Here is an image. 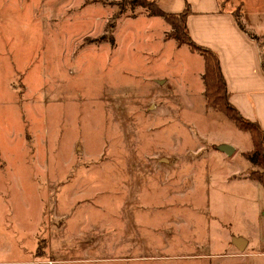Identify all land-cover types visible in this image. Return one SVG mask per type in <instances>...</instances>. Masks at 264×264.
<instances>
[{"label":"rangeland","instance_id":"obj_1","mask_svg":"<svg viewBox=\"0 0 264 264\" xmlns=\"http://www.w3.org/2000/svg\"><path fill=\"white\" fill-rule=\"evenodd\" d=\"M170 31L132 0H0V264H246L222 254L264 185L217 146L252 140Z\"/></svg>","mask_w":264,"mask_h":264},{"label":"crops","instance_id":"obj_2","mask_svg":"<svg viewBox=\"0 0 264 264\" xmlns=\"http://www.w3.org/2000/svg\"><path fill=\"white\" fill-rule=\"evenodd\" d=\"M154 1L167 13L180 12L189 5L191 12L187 16V27L192 39L200 45L210 47L217 54L230 92V102L243 117L258 121L264 133V0ZM235 11L240 13L245 31L238 26ZM230 142L234 149H239L243 154L253 147L252 143V147L245 150L246 148H238L236 142ZM252 166L250 163L249 168ZM249 174L248 178L253 179ZM261 211L264 213V209ZM230 233L232 237L225 241V247L230 248L227 247L229 251L223 253V256L240 257L246 264H264V220L258 222L256 229L251 230L248 235L235 231ZM237 237L245 240L242 249L233 242ZM13 264L51 263L18 260Z\"/></svg>","mask_w":264,"mask_h":264},{"label":"trees","instance_id":"obj_3","mask_svg":"<svg viewBox=\"0 0 264 264\" xmlns=\"http://www.w3.org/2000/svg\"><path fill=\"white\" fill-rule=\"evenodd\" d=\"M134 4L145 6L153 15H160L169 23L171 27V35L182 44H186L188 48L198 52L203 57L204 69L201 75L204 85L203 92L205 93L206 105L215 107L219 111H223L233 121L237 127L243 131H247L251 136L253 147L250 151L245 152L244 155L249 159L254 166L250 171L249 176L253 179H258L264 184V133L258 121H250L243 117L230 100V92L227 90L226 80L223 77L221 64L217 54L207 46L196 43L187 27V16L191 12L189 5L180 12L167 13L163 11L154 0H132ZM236 21L238 26L245 31V27L240 19V13L235 11ZM255 36V35H254ZM256 37V36H255ZM261 171V172H260Z\"/></svg>","mask_w":264,"mask_h":264},{"label":"water","instance_id":"obj_4","mask_svg":"<svg viewBox=\"0 0 264 264\" xmlns=\"http://www.w3.org/2000/svg\"><path fill=\"white\" fill-rule=\"evenodd\" d=\"M217 147L221 151L227 152L228 154H231L232 151H233V149H234V147L232 146V144L227 143V142H223V143L219 144ZM233 242L236 244V246L239 249H242L243 246L245 245V240L243 238H240V237L234 238L233 239Z\"/></svg>","mask_w":264,"mask_h":264}]
</instances>
